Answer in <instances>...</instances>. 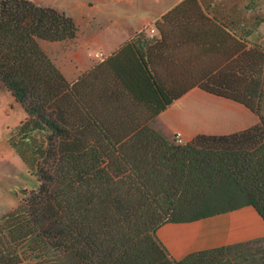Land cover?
Returning <instances> with one entry per match:
<instances>
[{"label":"trees","instance_id":"obj_1","mask_svg":"<svg viewBox=\"0 0 264 264\" xmlns=\"http://www.w3.org/2000/svg\"><path fill=\"white\" fill-rule=\"evenodd\" d=\"M195 7L202 18L191 37L205 55L223 52L231 35ZM77 33L74 19L53 6L0 0V81L25 113L8 143L37 181L0 218V264H264V237L179 260L157 237L164 224L245 206L264 221L260 79L241 82L229 68L214 65L170 93L143 49L149 41L140 43L138 33L104 61L114 68L115 81L101 69L70 82L40 41L72 40ZM231 52L226 63L245 49L238 44ZM254 68L244 67L258 74ZM195 87L245 106L258 122L229 134H197L184 144L151 127L158 113ZM130 104L143 106L148 117L137 119L128 112Z\"/></svg>","mask_w":264,"mask_h":264},{"label":"rangeland","instance_id":"obj_2","mask_svg":"<svg viewBox=\"0 0 264 264\" xmlns=\"http://www.w3.org/2000/svg\"><path fill=\"white\" fill-rule=\"evenodd\" d=\"M32 1L64 11L74 18L78 25V30L81 31L72 40L61 42L40 41L41 47L47 52L60 71L63 68L65 70H73L75 65L77 66L78 64L77 56L81 55L82 58L90 59L91 69L88 72L94 73L96 70L99 72L104 69L106 77L115 81L114 68L109 64L105 65L104 62L101 63L97 60L95 54L91 53L95 46L87 44L85 24L86 13L95 14L98 18L102 17L110 10L111 3L102 0L101 3H96L95 9L92 11L91 7L90 9L86 7L87 0ZM197 3V0H189V3L184 4L182 9L168 15L164 21L157 22L156 26L163 34L162 46L161 44L159 47L158 45L155 46L156 40L162 38L158 30H155L156 35L154 36H150V32L143 30L137 38L140 43L145 40L149 41L143 49L149 53L150 62L154 70L159 78L167 84L169 92L173 94L178 93L196 81L199 71L209 69L214 65L222 67L224 70L229 68L230 72H233V77L237 80L240 78L241 82L247 81L248 77L260 79L262 87L259 96V110L264 118V0H200L201 4L198 3V5L203 11L202 13H205L211 19L215 18L217 24L222 22L224 24L223 28L231 35V38L227 40L223 52L209 53L201 59L199 57L196 60H190L189 65L186 67L184 59L182 60L181 57L193 55V53H197L203 48L201 44H196L197 42L191 37L194 33L193 26H197L196 22L201 21L200 18H202L195 7ZM118 6H121L123 10L127 8L124 3H119ZM92 27L94 28L95 26L92 25ZM93 28H90V32L96 30V27L95 29ZM211 39H213V36ZM183 44L190 46V48L187 47L190 52L180 49ZM238 44L245 49L244 54L240 59H234L226 63L225 59L230 57L229 53L231 51L237 49ZM88 54H93V57H89ZM118 58L121 65L125 64V55L122 54ZM98 59L101 58L98 57ZM244 62H246L244 65L238 66V68L240 67L238 70L236 68L237 65ZM247 63L254 65V70L258 74L246 71L244 67ZM99 65H104V67L101 68ZM66 78L70 82L74 80L69 72H67ZM96 90L97 87L95 86L94 91L91 93L93 98L96 97ZM127 109L137 119L148 117V112L141 105L132 106L130 104ZM207 109L214 112V116L219 113L229 118L237 117V112L230 106L215 104L208 105ZM24 118L25 113L20 104L14 100L11 93L0 81V218L14 209L37 186L36 177L33 174L35 170L29 168L8 144L9 132L14 130ZM192 125L193 129L203 132L199 134L207 135H211L209 132H216L213 128L217 127V123L214 120L192 122ZM151 127H153L152 123ZM227 128H231V125L228 124ZM172 139L176 142L175 137ZM184 143L186 142L180 140L179 144ZM24 148L27 151L32 149L31 144H27Z\"/></svg>","mask_w":264,"mask_h":264},{"label":"crops","instance_id":"obj_3","mask_svg":"<svg viewBox=\"0 0 264 264\" xmlns=\"http://www.w3.org/2000/svg\"><path fill=\"white\" fill-rule=\"evenodd\" d=\"M101 1L87 0L86 7L89 9L91 7L93 11L96 3H101ZM105 1L111 3L112 6L104 16L98 18L95 14L86 13L85 18L87 44L95 46L91 53L101 52L103 54L102 59L97 57L101 63L116 55L127 41L143 30L150 32L152 28L154 32H150V36L156 35L158 30L156 24L161 21L164 15L182 3H189V0ZM197 2L201 4L200 0ZM119 3H124L127 6L126 9L124 8L125 11L121 6H118ZM92 25L96 27V30L90 32V28H93ZM78 32L80 34L81 31L78 30ZM187 47L190 48L189 45L183 44L180 49L190 52ZM93 54L88 55L93 57ZM203 56L205 54L198 51L193 55L181 57V59H184V65L187 67L190 60H196L199 57L201 59ZM77 61L78 64L73 70L61 68L65 78L69 72L74 79L72 81H75L91 69L90 59L82 58L80 55L77 56ZM215 104L230 106L237 112V117L229 118L219 113L214 116V112L208 110L207 106ZM213 120L217 123V127L213 128L216 132H209V134L221 135L249 128L258 122V117L239 103L208 94L195 87L158 113L152 122V126L170 139L179 133L181 141L188 142L195 135L203 133L193 129L192 122ZM228 124L231 125V128L226 129ZM157 237L166 248L169 256L174 260H179L191 252L262 238L264 237V221L254 208L245 206L193 222L164 224L157 230Z\"/></svg>","mask_w":264,"mask_h":264},{"label":"built area","instance_id":"obj_4","mask_svg":"<svg viewBox=\"0 0 264 264\" xmlns=\"http://www.w3.org/2000/svg\"><path fill=\"white\" fill-rule=\"evenodd\" d=\"M150 32H151V33L154 32V29L151 28V29H150ZM95 56H96V57H99V58H101V59L103 58V57H102L103 55H102L101 52L96 53ZM174 137H175L176 142L180 143V140H181V139H180V134H179V133H176V134L174 135Z\"/></svg>","mask_w":264,"mask_h":264}]
</instances>
